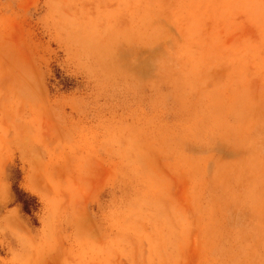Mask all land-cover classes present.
<instances>
[{
  "label": "rangeland",
  "instance_id": "rangeland-1",
  "mask_svg": "<svg viewBox=\"0 0 264 264\" xmlns=\"http://www.w3.org/2000/svg\"><path fill=\"white\" fill-rule=\"evenodd\" d=\"M0 264H264V0H0Z\"/></svg>",
  "mask_w": 264,
  "mask_h": 264
}]
</instances>
